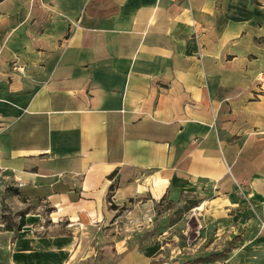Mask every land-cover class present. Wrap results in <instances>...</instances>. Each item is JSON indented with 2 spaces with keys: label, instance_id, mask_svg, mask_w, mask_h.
<instances>
[{
  "label": "crops",
  "instance_id": "obj_1",
  "mask_svg": "<svg viewBox=\"0 0 264 264\" xmlns=\"http://www.w3.org/2000/svg\"><path fill=\"white\" fill-rule=\"evenodd\" d=\"M263 75L264 0H0V171L53 208L0 264H153L99 225L165 198L237 230L181 264H264Z\"/></svg>",
  "mask_w": 264,
  "mask_h": 264
},
{
  "label": "rangeland",
  "instance_id": "obj_2",
  "mask_svg": "<svg viewBox=\"0 0 264 264\" xmlns=\"http://www.w3.org/2000/svg\"><path fill=\"white\" fill-rule=\"evenodd\" d=\"M110 196L109 193L108 200H110ZM141 200L142 203L137 207H116L113 203L108 206V210L115 218L99 225L100 230L104 231L110 239L106 247H111L114 242H118L117 248L121 250L131 247L137 249L153 247L159 252L153 264L177 263L178 257L181 259L180 264L194 260L203 263L214 260L222 262L228 258L227 252L229 253L232 246L235 245V241H225L226 234L217 242L214 237L218 239L227 230L234 232V229H229V225L224 224L217 229L214 221L209 219L208 215L203 217V209L182 208L179 206L180 200L174 201L165 198L154 204L146 203L147 199ZM132 204L135 206V203ZM49 206L47 203H41V199L26 202V199L19 193V187L13 178L0 171V229L7 227L16 229L22 216L38 214L48 216L53 212V208ZM99 209L98 207L97 214L100 219L101 211ZM93 212L91 209L90 214L94 215ZM69 216L72 220H76L75 213ZM37 224L29 223V230L36 228ZM46 224L47 222L44 223V225ZM61 225L66 228L68 224ZM70 226V228L67 227L69 237L79 238L82 236L83 238V242H79L77 239L72 241L73 249L82 247L84 242L88 241L86 237L90 228L95 229V225H89L85 217H82V223ZM163 233H166V236H163ZM14 240L15 235L9 236L7 239L9 250L13 248ZM91 242L92 240H90L89 246L92 245ZM86 245L88 244L86 243ZM179 252L182 255L179 256ZM75 257L74 255L73 258L77 259Z\"/></svg>",
  "mask_w": 264,
  "mask_h": 264
},
{
  "label": "trees",
  "instance_id": "obj_3",
  "mask_svg": "<svg viewBox=\"0 0 264 264\" xmlns=\"http://www.w3.org/2000/svg\"><path fill=\"white\" fill-rule=\"evenodd\" d=\"M24 226V220H23V217H21V219H20V222H19V224L17 225V227H16V231H19V230H21V228ZM6 230H9V231H12V228H9V227H7V228H5Z\"/></svg>",
  "mask_w": 264,
  "mask_h": 264
},
{
  "label": "built area",
  "instance_id": "obj_4",
  "mask_svg": "<svg viewBox=\"0 0 264 264\" xmlns=\"http://www.w3.org/2000/svg\"><path fill=\"white\" fill-rule=\"evenodd\" d=\"M260 81H261V84H264V75H263L262 79H260Z\"/></svg>",
  "mask_w": 264,
  "mask_h": 264
}]
</instances>
